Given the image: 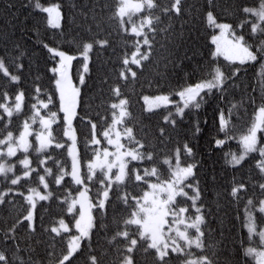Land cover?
Returning <instances> with one entry per match:
<instances>
[{"label": "trees", "instance_id": "16d2710c", "mask_svg": "<svg viewBox=\"0 0 264 264\" xmlns=\"http://www.w3.org/2000/svg\"><path fill=\"white\" fill-rule=\"evenodd\" d=\"M37 2L41 8L57 3L61 15L59 28L48 24L47 13L36 8ZM153 2L156 8L143 11L153 19L154 28L151 31L145 27L150 41V45H145L143 35L129 32L124 23L121 24V17L114 15L118 0H0V60L11 75L20 78L12 82L10 77L0 72V93H7L9 97L7 100L0 98V103L12 107L15 96L21 91L24 93L19 112L14 110L13 115L8 117L0 109L3 115L0 119V138L9 132L17 135L26 121L38 130L39 116L35 122L32 119L36 111L32 107L34 104L39 108L40 116H49L52 112L57 114L56 122L50 127L52 140L47 148L37 151L39 148L35 149L36 139L32 136L27 153L30 168L36 171L27 178L21 177L18 185H11L12 178L24 171L17 161L18 157H11L8 161L13 165L12 172L0 175V193H8L0 203V252L6 255L8 264H59L68 251L69 235L75 232L73 223L76 213H69L68 205L82 184L76 185L71 175H66L61 185L55 183L61 170L70 173L71 160L66 150L65 122L56 77L52 72L58 56L50 53L45 45L75 55L71 79L78 85V75L82 73L84 62L81 54L86 43H92L94 47L88 53L87 70L78 85L73 123L93 222L89 235L80 240L78 249L66 264H90L92 256L99 264H121L123 256L128 254L126 248L130 239L138 240L132 253L135 264H159L156 250L148 248L149 240H140V226H126L125 222L138 210L135 200H140L149 183L170 180L175 165L189 164L195 166L194 176L187 181L200 193L196 207L201 209L204 219L200 226L204 247H189L181 241L184 251L168 249L167 264H186L192 257L200 256L209 257L214 264H255L252 255H245V249L251 246L261 248L262 245L258 235L249 239L245 227V206L249 198L256 201L264 198L258 187H253L264 182L255 167L261 157L259 151L252 152L241 165L232 166L227 163L231 157H225V153L240 155L243 151L241 137L252 127L257 110L264 106V69L261 68L264 58L261 53L256 61L240 65L238 61L215 56L211 37L217 28L209 26L206 17L211 11L217 22L231 25L235 34L243 35L252 45L251 50L256 52L264 34L252 36L250 23L243 27L239 25L246 19L257 22L255 17L243 13L242 9L258 7L259 0H182L179 14L175 11L169 14L163 12V8H170L174 0ZM156 17H159L158 23ZM104 40L107 41L106 46L97 45V41ZM137 46L140 49L137 59H140V54L149 55V59L141 60L139 66L131 64L132 53ZM125 58L130 62L129 67L137 73L135 78L130 72L127 73V80L119 78ZM217 67L225 77L221 89H213L211 95H206L199 109H186L182 118L176 116L174 105L180 101L176 93L211 79L209 71ZM117 86L121 93L119 97L113 91ZM37 88L41 89L39 100L48 104L47 109L39 107ZM158 94L169 95L175 103L147 111L143 97ZM119 99L129 102L125 107L128 115L119 123L122 145L134 151L138 149L145 158L138 161L127 158L124 181L119 184L111 182L109 196L101 208L99 201L109 180L101 170L94 172L91 181L87 179V162L97 149V145L91 142L92 124L97 125V136L103 139L102 133L111 125L113 112H116L111 105ZM169 112L173 113L175 125L164 120ZM221 112L228 121V137L232 138L217 147L215 140L225 139L224 133L219 132ZM127 129L132 130L131 136L127 134ZM263 141L264 131H260L258 148ZM56 144L63 147L57 148ZM185 145L192 149L190 156L185 151ZM149 154L152 160L147 159ZM46 168L51 170V175L45 174ZM153 168L157 169V176L146 177V182L135 180L137 172L143 176L145 169L151 171ZM40 175H45L48 189L40 184ZM239 183H245L247 190L240 193V199H236L230 192ZM38 187L52 195L45 201L37 199L32 227H29V222L24 219L30 206L25 194L29 189ZM187 191L189 196L195 194L193 188ZM126 195L127 203L123 199ZM172 206L177 210L188 209L185 215L190 218L196 213L187 197H176ZM253 214L258 226H264V214ZM60 220L70 227L57 235L50 229L57 226ZM187 230L196 233L195 229ZM124 231L130 233L129 240L117 235Z\"/></svg>", "mask_w": 264, "mask_h": 264}, {"label": "snow or ice", "instance_id": "6c2138e0", "mask_svg": "<svg viewBox=\"0 0 264 264\" xmlns=\"http://www.w3.org/2000/svg\"><path fill=\"white\" fill-rule=\"evenodd\" d=\"M122 6L117 8L115 12V16L123 17L126 14V0H121ZM182 3V0H174V2L171 3V7H165L163 8V12L165 14H169L172 11H175L177 14L180 12V5ZM147 7L149 9L156 8L157 5L153 2V0H146ZM36 8L41 9L43 12L48 13V24L53 28H59V8L57 6L54 7H48V8H41V5L39 2L36 3ZM142 6L141 5H135V8L137 11L140 10ZM243 13L250 14L251 17H255L257 22H253L250 19H246L244 21H241V24L239 27H243L245 24H251V35L257 36L258 34H264V0H259V6L258 7H244L242 9ZM207 22L209 26H213L216 28H219L221 31V36H223L226 32L232 35V50L231 54L227 57L230 60L238 61L240 65H244L246 62L250 61H256L258 54L264 53V40L260 42L259 47L257 48L256 52H253L251 50L252 45L248 44L245 37L243 35L237 36L235 32L232 29V26L229 24H221L217 23L215 20V17L211 11L207 13ZM129 21H131V17L129 16ZM155 21L159 22V17L155 18ZM124 21L121 19V24L123 25ZM147 27L149 30L154 31L153 28V19H145L141 22V25L139 29L137 27L132 28V32L136 36H144L143 43L145 45H150V41L148 38L147 33H145L144 29ZM219 37L213 36L212 42L217 43ZM98 46L104 47L107 45V41H97L96 42ZM45 47L48 49L50 53H52L54 56H58L60 58V67L59 68H53V73H59L60 76L63 78L65 75L64 69L67 66V63L73 59V57L67 56L63 51H58L56 49L48 47V45H45ZM94 47L92 43H86L83 45V58L85 61L88 59V53L89 51ZM140 53L139 46H137V49L132 54L131 64H135L139 66L141 64V60H147L149 59V55L147 53L140 54V59H137V54ZM219 53V45H217V53H214V55ZM129 60L125 58L123 60V69L119 73V78L127 80V73H131V76L133 78L136 77L137 73L135 71H132V69L129 67ZM85 70H87V64H85ZM261 68L264 69V65H261ZM237 72L239 69L236 70ZM0 72L3 73L4 76L10 77V80L12 82H17L20 78L17 75H11L8 72L7 67L5 66L4 62L0 60ZM209 75L211 76V79L206 80L202 83H197L194 86H189L184 88L183 90L176 93L177 96H179L180 101L177 102L175 106V115L179 117H183L185 114L186 109H199L201 105L205 102V96L211 95L213 89L220 90L222 85L225 82L224 73L220 70V68L211 69L209 71ZM236 75V72L233 73V76ZM57 88L60 92V98L61 101L65 98V89L61 86V80H56ZM115 95L119 97L121 95L119 86H117L115 89H113ZM41 89L37 88V100L39 101V107H42L44 109H47L48 104L44 103L43 101L39 100ZM0 98H3L4 100H7L8 94L7 93H0ZM24 99V93L21 91L15 96V109L8 106L7 103H0V109L3 110V113H6L8 117H11L13 115V111L19 112L21 110V104ZM145 101L149 100V97H144ZM51 102V97H49V103ZM128 101L126 99H120L119 104L113 103L111 105V109L115 110L117 108H120L121 111L119 113L121 120L128 115L126 111H124L125 107L128 105ZM168 103H172L169 96H158L155 98V103L149 107L148 111L152 110V107L159 108L161 106H167ZM182 104V106H181ZM36 111L33 114V122H35L36 117L39 116V122L42 125V128L44 130H47L52 123L56 122V116L57 114L52 112L49 113V117L45 119L43 116H40L39 108L37 105L32 106ZM62 111L65 113V121L69 122V129L71 128L70 119L71 116L74 114L70 107H64L62 105ZM0 119H3V115L0 114ZM121 120L115 119V112H113V123L119 124L121 123ZM164 120L166 122H170L171 124L175 125L176 121L173 119V113L169 112L167 116L164 117ZM219 132L224 133L225 139H216L215 145L217 147H221L224 144L227 143L228 139H231L232 137H228V121L225 119L223 112H221L219 116ZM30 125L26 121L24 124V131L21 132L20 139H19V146L24 149L26 152L29 145L27 143L26 137L29 135V129ZM69 129H65L64 135L70 136L71 132ZM97 125L92 124V130H93V137H92V143L93 144H99L100 141L96 138ZM197 132H199V127L197 126ZM127 134L131 136L132 130L127 129ZM258 131H264V106H261L258 109V118L256 122L253 123L252 127L249 129L248 134L241 137L240 143L242 145L243 151L240 153V155H236L235 153H225V157L230 156L231 158L227 160V163H229L232 166H238L241 165L242 162L245 160V158L248 156L249 153L259 151L260 154V160L256 162L255 167L258 169L260 176L262 179H264V147H257V132ZM161 134H163V129H161ZM104 138L107 139V142L109 145L114 144L115 142L110 137V129L108 131H105L102 133ZM119 136V134H117ZM37 140L40 141V148L37 149V151H42L43 149L47 148L49 143H51L52 136L51 132L48 133V136L45 137L43 134L37 135ZM73 143L75 144V139L73 137ZM138 143V142H137ZM0 145H7V156H14L16 154L15 148L12 146V133H8V137L5 140H0ZM57 148L63 147L61 144L55 145ZM117 149L123 147L120 144H116ZM142 148L143 145H140ZM186 153L190 156L192 154V149L188 147L187 145L184 146ZM73 153V149H69V154L71 155ZM4 154L0 152V156H3ZM109 155H115L117 159L120 161L119 163V173L115 176V181L117 184L124 181L126 176V162L123 160V156L117 151L116 153H110L107 148L103 149V156L107 158ZM124 156L131 157V160L138 161L144 159V154L140 152L138 149L135 151H128L123 154ZM100 153H97V157L99 158ZM148 160H152L153 157L151 154L147 157ZM73 163H72V171L71 173H68L64 170H61V174L57 176L55 183L57 185H61L64 177L66 175H71L73 182L76 185H81L84 183V180L81 178V174L79 171V162L77 160V157L73 155L72 157ZM20 163L25 167V171L23 173V177L27 178L30 176V174L35 169H31L29 167V160L25 158L24 160L20 161ZM41 164H44V161L40 162ZM165 163H169V161H165ZM107 167L109 171L113 167L116 166L113 162H100L97 164L89 163L88 169H89V175L87 176V179L91 181L93 179L94 171L96 167H100L101 169L103 167ZM194 165L189 164L187 167H179L177 166L176 171L172 173L173 179L170 182H167L164 186H160L158 184H150L149 187L154 190V192H164L167 196L166 200L163 201H157L154 197L149 200V193H144V205L139 207L137 211H134L132 213V218L127 220L125 222L127 225H138L142 229V231H139V238L140 240H146L149 237L151 238V243L148 244V248L155 249L157 253V258L159 261V264H167L166 257L168 256V248L169 245L166 242H162L159 237L158 233L161 232V228L163 224L165 223L164 217L168 214V210L170 207L174 204L176 197H187L192 201V205L195 208L196 213H198L194 220L186 225L185 231H180L179 229L176 230L177 237L181 240H184L185 244L187 246L194 245L195 248L201 249L204 247L201 237L203 236V233L201 231V224L204 222L203 216L199 214L201 212V209L199 207H196V202L200 199V193L199 189H193L194 195L189 196L188 192L185 191V187L192 188L193 186L191 184L185 185V181L188 180V178L194 176ZM12 167H6L4 164L0 163V174H6L7 172H12ZM46 175H51L50 169H45ZM158 172L157 169L153 168L151 171L145 169L144 175H140L138 172L135 175L136 181H145L146 177L148 176H157ZM106 178L107 174H105ZM21 181V177L17 176L16 178L11 180V185H18ZM39 182L41 185H43L44 189H48L49 185L45 181V175L39 176ZM103 184L104 181H101ZM107 188L111 187V180L109 178V183L106 186ZM253 187H258L260 193L262 196H264V182L258 183V185H253ZM247 190V185L245 183H239L232 187L230 195L233 198L240 199V193L242 191ZM30 194L25 196V200L31 205L27 216L24 217L26 221L29 222V227H32V221H33V210L36 207L35 198H38L41 201L48 200L49 196L52 195L51 192H48L47 195H42L36 188L29 189ZM8 195L7 192L0 193V203H3L4 198ZM19 195H24L23 193H19ZM81 198H84L86 196L85 191H81L79 193ZM109 196V191L105 190L103 192L104 199L99 201V207L103 208L105 206V200ZM125 200V203H127V195L123 198ZM135 199V198H133ZM67 203V199L64 201ZM137 205H140V200H135ZM77 203L76 200H73L71 204L68 205V212L71 213L73 211V207ZM188 209L186 208H180L179 213H185ZM245 211L247 213V229L249 233V239H252L253 235H258L260 244L264 246V230H260L257 232L256 225L254 223V212H259L261 214H264V198L259 199L258 201L253 200L252 198H249L247 201V204L245 206ZM143 213V216L141 214ZM174 219H176L179 223H184L183 220H180L177 213H173ZM80 217L81 219L76 221V228L80 231V237H73V243L69 244V251L67 255H64L62 259L59 260V264H66L70 260V257L73 255V253L78 249L79 244L76 243L80 238L88 235V229L92 227L91 224V218L89 217L86 224L82 225V220H84L85 212H84V203L83 201H80ZM59 224L63 227L64 231H67V226L64 224L63 220L59 221ZM187 228L195 229L197 235L195 239H191L187 233ZM52 233H56L57 235L60 234V229L57 227H52L50 229ZM118 236H123L126 240H129L130 233L128 231H124L122 233H117ZM115 239V237H114ZM174 247H172L173 252H183L184 249L176 244V240L173 239L172 241ZM138 245L137 239H130L128 247L126 248L127 255L123 256L121 260V264H135V261L133 259L132 253L136 249ZM253 253L256 254L258 257L257 264H264V251H257L254 248H247L245 249V255H252ZM188 255H191V253H188ZM0 264H8L7 257L3 252H0ZM90 264H99V261L95 256L90 257ZM186 264H214V261L211 260L207 256H200L195 259H189L187 260Z\"/></svg>", "mask_w": 264, "mask_h": 264}, {"label": "rangeland", "instance_id": "374dc122", "mask_svg": "<svg viewBox=\"0 0 264 264\" xmlns=\"http://www.w3.org/2000/svg\"><path fill=\"white\" fill-rule=\"evenodd\" d=\"M126 4H127L126 14L123 17H121L120 19H122L124 21V25H125V27H127L128 31L133 33L132 32V28L134 26L139 29V27L141 25V22L143 20H145V19H149L148 14L143 13V11L147 8V4H146V0H126ZM135 5H141L142 7L140 8L139 11H137L136 8H135ZM54 6L58 7L57 3L47 4V5L43 6V8L54 7ZM120 6H122L121 0H119L118 8ZM59 13H60V10H59ZM129 16L131 17V21H129ZM47 18H48V13H47ZM60 18H61V15L59 16V24H60ZM217 23L228 24L226 22H217ZM213 36L219 37L217 43H213V45H214V53H217V45H219V53L216 54L215 56H221V57H223L226 60L233 61V60H230V59L227 58L231 54V50H232V43H233L232 36H229L227 32L223 36H221V31H220L219 28H217V30L213 33L212 37ZM212 37H211V40H212ZM56 50H58V49H56ZM58 51H61V50H58ZM65 54L67 56H70V57H73V58L75 57V55H70V54H67V53H65ZM81 55L83 56V52H82ZM262 58H264V53L262 55ZM72 60H70L67 63V66L64 69L65 75H64L63 78L60 76L59 73H55L56 80L60 79L61 80V86L64 87V89H65V98H64L63 101H61L60 92H59V90L57 88L58 94H59V98H60L61 111H62V105H63L64 107H70L72 112L74 113L71 116V119H70V124H71V128L70 129H69V122H66L65 119H64L65 129H69V131L71 132L70 136H65L66 140H67L66 141L67 153L69 154V149L70 148L73 149V153L71 155L69 154L70 160H71L70 173L72 171V163H73L72 157H73V155H75L77 157V160L79 162L78 146H77V143H76V133H75L74 123H73L74 122L75 113H76V106H77L78 85L75 84L72 81V79H71V63H72ZM87 61H88V59H87ZM87 61H85V59H84V63H83V67H82V73H81V78H82L83 74L86 72L84 66H85V64H87ZM59 67H60V58L58 57V62L53 68H59ZM202 82H199V83H202ZM56 87H57V85H56ZM158 96H169V95H167V94H158V95L144 96V97H149L148 101H145L144 97H143L144 107H145V109L147 111H148L149 107L152 106L155 103V98L158 97ZM169 98H170L172 103H175L174 99H172L171 97H169ZM119 100L116 101L115 104H119ZM15 103H16V101H15ZM15 103L13 104V106L11 108L15 109ZM21 106H22V104H21ZM181 106H182V104H181ZM155 109H158V108L152 107V110H155ZM115 110H116L115 119L121 120L120 115H119L121 109L117 108ZM124 111H125V109H124ZM62 113H63V115L65 117V113L63 111H62ZM41 116H43L45 119H47L49 117L48 115H41ZM257 118H258V110L256 112L254 122H256ZM38 123H39V125H38L39 129L38 130H34L32 128V126L28 123L30 125V127L28 129L30 134L27 135V137H26V140H27V143H28L29 146H30V143H31V140H32V136L35 137V139H36L35 149H36V147L40 148V141L37 140V135L38 134H43V136L47 137L48 133L50 132V127H51V125H50V127L47 130H44L42 128V125L39 122V118H38ZM109 129H110V137L115 143L112 144V145H109L108 142H107V139L104 138L103 135H102L103 139H101L99 136H96V138L100 141V143L99 144H95V145H97L96 146V148H97L96 149V153L94 154L93 158L87 162V169H88V164L89 163H94V164H97V163H100V162H113V163H115L116 166L113 167L111 169V171H109V169L106 166L103 167L102 169L100 167H96L95 168V171L101 170V171H103L104 174H107V177H108L107 179L109 180V178H110L111 182L113 183V182H116L115 181V176L119 173V163H120V161L117 159V157L115 155H109L107 158H105L103 156V149L107 148L110 153H116L117 151H119V153L123 156V160L126 163H127V158L129 156H124L123 154L128 152V151H134V150L131 149V148H125V147H121L118 150L117 147H116V144L118 143V144L122 145V140H121L122 133H121V130L119 128V124H114L113 120H112L111 125L107 129H105L103 132L108 131ZM23 131H24V126H23V128L21 129V131L17 135H12V146L16 150V154L14 156H10V157L7 156V150H8L7 149V145H0V152H2L4 154L3 156H0V163L4 164L6 167H12V169H13L12 163H10L8 161V159L11 158V157H18V160H17L18 162H20V161L24 160L25 158H27L29 160V162H30V157H29V155L27 153L29 147H28L27 151L25 152L24 149L19 146L20 135H21V132H23ZM259 132L260 131L257 132V143L259 141ZM117 134H119V136H117ZM247 134H248V132L245 133L243 136H245ZM7 137H8V135H6L4 138H0V140H5ZM73 137L75 139V144L73 143ZM50 144L51 143H49V145ZM261 147H264V141L262 142ZM97 153H100L99 158L97 157ZM20 165H22V164L20 163ZM177 166H179V167H187L188 165H186V166L175 165L174 169H173V172L176 171ZM29 167H30V164H29ZM25 170L26 169L24 167V171ZM24 171H23V173H24ZM79 171H80V174H81L80 162H79ZM88 171H89V169H88ZM125 172H126V169H125ZM7 173H11V172H7ZM23 173L20 174V175L14 176L12 179L16 178L17 176L23 177ZM6 174H0V175H6ZM81 178L83 179L82 174H81ZM172 179H173V176L170 178V180H167V181H164V182L149 183V185L150 184H158L160 186H164L167 182H170ZM187 184H190V183L188 181H185V185H187ZM192 188L195 189L194 186ZM36 189L42 195H47V193L43 189H41L39 187L36 188ZM187 189H188V187L186 186L185 187V191L186 192H188ZM105 190H108V188L104 187L100 200L104 199L103 192ZM81 191H85L86 192V196L84 198H81L80 195H79V193ZM145 192L149 193V200H151L153 197L157 201H163V200L167 199V196H166V194L164 192H154V190L152 188H150V187H148L144 191V193ZM144 193L140 197V206L138 205V208L143 206L144 203H145V201H144ZM29 194H30V192L28 191L27 194H25V195L27 196ZM37 199L38 198H35V203L37 202ZM73 200L77 201V203L73 207V211H72V212L76 213V218H75V221L73 223V227L76 230V232H74V233L69 235V244L73 243V237H80V231L76 228V221L81 219V217H80V201H83V203H84V212H85L84 220H82V222H81L82 225L86 224V222H87L89 217L91 218V224L93 222L92 211H91V207L92 206H91V203H90L89 198H88L87 184H85V183L82 184L81 188L77 192L76 196L71 200L70 204L72 203ZM30 207H31V205L29 206V209H30ZM32 210L34 212V209H32ZM176 212H178L179 219L183 220L184 223H179L176 219H174L173 213H176ZM197 214L198 213H193L194 216L190 218V217H187L185 215V213H179V210H177L176 208H173V206H171L170 209L168 210V214L164 217L165 223L163 224V226L161 228V232L157 234L159 239L162 242H166L169 245L168 249H170V248L175 246L172 243L173 239L176 240V244L180 245V242L184 241V240H181V239H179L177 237L176 230L179 229L180 231H185L186 225L190 224L194 220V218H195V216ZM199 214H201V212ZM141 216H143V213L141 214ZM253 217H254V223L256 225L257 232H259L260 230H264V226L263 225L258 226V222L256 221V218H255L254 214H253ZM245 219H246L245 226L247 228V213H246V218ZM64 224L67 226V229L70 227V225L67 222H64ZM54 227L59 228L60 231H64L63 227L60 224H58L57 226H54ZM90 229L91 228L88 229V235L90 233ZM141 231H142V229H141ZM187 233H188V235H189V237L191 239H195L196 238L197 233L194 234V232L192 233V232H190L188 230H187ZM87 236H84V237H87ZM84 237H82V238H84ZM82 238H80L76 243L79 244V242H80V240ZM148 239H149V242L151 243V238L149 237ZM251 248H254L257 251H264V247L263 246L261 248L251 246ZM68 251H69V247H68ZM68 251H67V253L65 255L68 254ZM252 257H253V259L255 257L254 261L256 260L255 264H257L258 257L256 256V254L253 253ZM195 258L196 257H192V259H195Z\"/></svg>", "mask_w": 264, "mask_h": 264}]
</instances>
